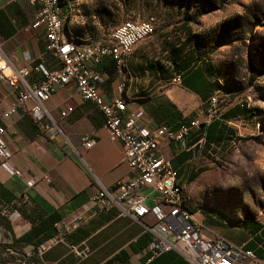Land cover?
I'll list each match as a JSON object with an SVG mask.
<instances>
[{
  "label": "crops",
  "instance_id": "1",
  "mask_svg": "<svg viewBox=\"0 0 264 264\" xmlns=\"http://www.w3.org/2000/svg\"><path fill=\"white\" fill-rule=\"evenodd\" d=\"M60 7L64 17L67 6ZM35 11L36 4L29 0H0V50L10 67L29 68L25 78L29 85L37 78L34 67L39 63L48 69L59 66L50 53L44 52L43 29L31 27ZM154 38L151 35L130 50L125 77L115 74L112 61L104 58L98 66L103 72L99 88L109 100L118 95L117 86L123 82L124 93L129 96L124 114L140 110L145 116L140 121L142 125L151 128L166 124L175 129L167 123L170 117L178 114L188 121L195 119L197 109L205 107L208 98L218 91L215 79L219 83L220 80L207 69L209 62L205 60L176 71L173 62L181 60L171 49L179 44L163 42V59L152 58L153 51L160 49L159 43L153 42ZM177 74L179 81L173 83ZM0 98L3 107L14 101L12 90L2 83ZM31 104L27 101L19 108V114L3 122L9 151L7 162L19 171V174L11 173L0 160V208L10 212L9 230H6L12 234V239H25L29 243L19 244L33 248L32 245L47 240L59 230H66L63 241L42 253V264H184V259L174 251L152 259L144 252L152 238L148 228L154 223L151 214L138 220L129 214H120L117 206L100 210L91 200L93 192L101 188L112 190L115 181L128 172L121 160L120 143L109 138L102 114L83 100L72 84L54 91L44 104V117L38 122L27 114ZM64 110L67 113L62 116ZM251 118L245 112L220 115L208 124L205 137L201 127L192 128L184 139L183 148L166 140L159 142L158 152L169 159L188 207L184 191L191 182L188 178L207 171L211 155L226 153L232 144L252 138L248 126L239 127ZM240 130L249 137L243 136ZM84 136L94 138L91 147L82 146ZM191 211L194 215L202 214L200 210ZM223 227L210 230L236 246H244L249 241L254 242V237H260L255 247L262 250L257 258L264 261L261 246L264 222L254 219ZM83 248L88 250L84 256L74 251ZM240 264L253 263L244 258Z\"/></svg>",
  "mask_w": 264,
  "mask_h": 264
},
{
  "label": "built area",
  "instance_id": "2",
  "mask_svg": "<svg viewBox=\"0 0 264 264\" xmlns=\"http://www.w3.org/2000/svg\"><path fill=\"white\" fill-rule=\"evenodd\" d=\"M29 2L36 4L31 27L43 29L46 38L44 52L50 53L59 66L48 69L39 63L34 67L37 78L29 85L25 81L29 68L10 67L0 50V83L8 86L14 94V101L7 107H3L0 98V160L3 166L11 173L19 174L7 162L9 151L3 122L19 114V108L27 101L32 102L27 114L33 121H40L45 114L44 104L54 91L72 84L78 95L102 114L109 138L120 143L121 160L128 169L126 175L115 181L112 190L97 189L92 193L91 200L100 210L117 206L120 214H129L138 220L147 214L154 217L153 225H146L152 232V238L144 248L149 259L174 251L184 259V264H240L244 258L253 264H264L251 250L233 245L205 227L202 214L185 215L184 211L178 209L176 185L179 182L169 159L158 152L161 140L179 144L183 148L184 139L192 128L203 127L216 117L213 113L216 111L218 92L208 98L206 107L200 108L195 119L172 129L166 124L151 128L142 125L140 121L145 116L140 110L124 114L129 96L124 93L123 82L117 86L118 95L109 100L100 91L103 72L99 64L104 58H109L114 64L115 74L125 77L128 74L127 55L137 43L154 33V17L126 19L112 30L106 40L83 42L68 36L59 0ZM178 81L177 74L172 82ZM66 113L64 110L61 115ZM93 143V137L81 138L85 148ZM149 200L152 201L150 204L147 202ZM65 231L59 230L36 247L39 259L36 264H42L40 258L45 250L63 241ZM74 251L82 256L88 253L87 248Z\"/></svg>",
  "mask_w": 264,
  "mask_h": 264
},
{
  "label": "rangeland",
  "instance_id": "3",
  "mask_svg": "<svg viewBox=\"0 0 264 264\" xmlns=\"http://www.w3.org/2000/svg\"><path fill=\"white\" fill-rule=\"evenodd\" d=\"M65 1L64 26L70 37L83 42L106 40L126 19L153 16V42L160 49L152 58L159 60L164 56L163 42L174 46L184 42L188 29L193 38L184 49L210 61L221 82L213 115L244 104L252 118L239 127L248 126L253 133L228 152L211 155L207 171L184 189L188 205L202 212L209 229L254 219L264 222V0ZM2 214L0 264H27L33 248L13 242L2 224L10 212L4 209Z\"/></svg>",
  "mask_w": 264,
  "mask_h": 264
},
{
  "label": "trees",
  "instance_id": "4",
  "mask_svg": "<svg viewBox=\"0 0 264 264\" xmlns=\"http://www.w3.org/2000/svg\"><path fill=\"white\" fill-rule=\"evenodd\" d=\"M58 4L65 6L66 5V1L65 0H59ZM182 26L185 27L186 24H184V25L182 24ZM66 32H67V30H66ZM187 32H188V34H187V37L185 38L184 42L178 43L179 45L177 47H173L174 49H171L172 50L171 52L173 53V55L175 57H178L181 60L180 63L173 62L174 63V66L173 67H174V69L176 71H182L185 68H188V67H191V66H193L195 64H199L201 62H204V60H205V62L208 61L207 59H204L201 56L200 53L197 54L194 50L193 51H188V50H185L184 49L186 42L190 41L193 38V36L189 33L188 29H187ZM67 34H68V36H70V34L68 32H67ZM208 62H209V65L208 64L206 65L207 66V69L210 70L211 72L213 71L212 72V75L213 76H217L216 73H215V67H212L211 66L212 63L210 61H208ZM112 64H113V62H112ZM113 67H114V64H113ZM220 85H221V82L219 83L215 79V86L217 87L218 91H219ZM218 91H216V92H218ZM242 112L247 113V115H251V113L244 106V104H242L240 106L239 105H235V106L229 108L225 113L227 115H234L236 113H242ZM226 114H223L222 113L220 115H224V117H225ZM217 117L218 116L214 117L209 123L214 122ZM176 118H177V120H176ZM187 121H188L187 119H185V118L183 119L180 115L177 114V115H175V117L171 116L170 119L167 121V123L168 124H172V126L174 128H177V127L180 126V124H182L184 122H187ZM208 124L205 125V126H203V127H201V129H202L201 131H202L203 137H205L207 135V132H208V127L207 126H208ZM240 139L245 140L246 138H240ZM198 173H195V174L191 175L188 178V182L192 181L198 175ZM2 215H3L2 214V209L0 208V216H2ZM3 220H4L3 223H2L3 226L5 227V229L9 230L8 221L6 219H4V218H3ZM261 235L264 236V234H261ZM259 240H261L260 237H258V238L254 237V242H252V241L251 242L250 241L247 242L246 244H244L243 248L246 249V250H251L254 253V255L256 257H258V256H260V253L262 252V250L260 248H258V247H255V242H257V243L259 242L260 243ZM13 242L16 245H20L19 243H21V242H27V241L25 239H14ZM27 243H29V242H27ZM40 243L41 242H39L38 244L32 245L33 246V254L30 256L29 261L27 262V264H36V263L39 262L38 256L36 254V247ZM261 246H262V248H264V243H261ZM9 247H11V246H9ZM0 263H3V262H1V260H0Z\"/></svg>",
  "mask_w": 264,
  "mask_h": 264
},
{
  "label": "bare ground",
  "instance_id": "5",
  "mask_svg": "<svg viewBox=\"0 0 264 264\" xmlns=\"http://www.w3.org/2000/svg\"><path fill=\"white\" fill-rule=\"evenodd\" d=\"M175 79H176V75L173 77V81ZM176 203H177L178 209L181 211H184L185 215H194L190 207H188L185 203L184 192H183V188L180 185V183L176 185Z\"/></svg>",
  "mask_w": 264,
  "mask_h": 264
}]
</instances>
